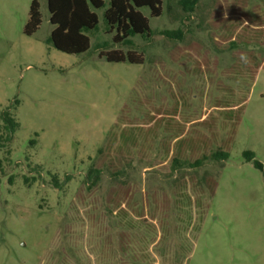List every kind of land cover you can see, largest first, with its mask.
<instances>
[{
    "label": "rangeland",
    "instance_id": "obj_1",
    "mask_svg": "<svg viewBox=\"0 0 264 264\" xmlns=\"http://www.w3.org/2000/svg\"><path fill=\"white\" fill-rule=\"evenodd\" d=\"M32 1L0 0V117L19 124L0 150V264H264V64L227 50L264 44V0H162L141 9L152 36L122 45L106 2L79 55L48 42L46 0L24 35Z\"/></svg>",
    "mask_w": 264,
    "mask_h": 264
},
{
    "label": "trees",
    "instance_id": "obj_2",
    "mask_svg": "<svg viewBox=\"0 0 264 264\" xmlns=\"http://www.w3.org/2000/svg\"><path fill=\"white\" fill-rule=\"evenodd\" d=\"M108 6L104 11L103 18L107 27V33L113 34L112 41L116 45L128 43V39L134 36H142L149 39L152 36L149 21L142 14L141 9H147L149 16L157 18L162 13V0H46L49 13V23L53 27L48 42L57 51L67 55H79L89 49L90 40L85 35L88 31L97 28L98 17L95 10L104 8L105 3ZM41 25V14L37 1H32L29 8L28 21L24 27L25 36H32ZM242 48L246 52H256L259 56V66L264 64V44L259 42L246 41L245 37L227 44V50ZM99 57L108 63H129L138 65L143 63L141 55L128 51L126 53L120 50L102 51ZM259 66L257 68H259ZM256 72V71H254ZM0 150L9 144L13 138L19 124L9 111L4 112L0 117ZM247 161L254 160L251 153H246ZM214 159H226L227 154L215 152L212 154ZM176 161V160H175ZM200 159L196 160L189 167L197 168L202 166ZM254 166L262 170V165L254 161ZM175 168L182 167L179 162ZM99 170L91 168L88 172V181L96 183L99 177ZM55 185L56 179L53 177ZM213 188H215V181Z\"/></svg>",
    "mask_w": 264,
    "mask_h": 264
},
{
    "label": "crops",
    "instance_id": "obj_3",
    "mask_svg": "<svg viewBox=\"0 0 264 264\" xmlns=\"http://www.w3.org/2000/svg\"><path fill=\"white\" fill-rule=\"evenodd\" d=\"M120 207H122V209H125V207H124V206H120Z\"/></svg>",
    "mask_w": 264,
    "mask_h": 264
}]
</instances>
